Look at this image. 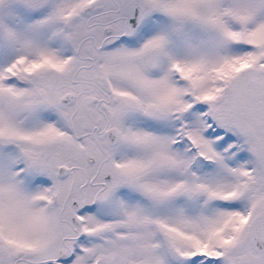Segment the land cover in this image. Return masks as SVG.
I'll list each match as a JSON object with an SVG mask.
<instances>
[{"label": "snow or ice", "instance_id": "1", "mask_svg": "<svg viewBox=\"0 0 264 264\" xmlns=\"http://www.w3.org/2000/svg\"><path fill=\"white\" fill-rule=\"evenodd\" d=\"M0 264H264V0H0Z\"/></svg>", "mask_w": 264, "mask_h": 264}]
</instances>
